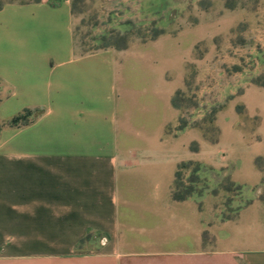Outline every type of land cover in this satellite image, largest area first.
Wrapping results in <instances>:
<instances>
[{
    "label": "crops",
    "instance_id": "0c3cea01",
    "mask_svg": "<svg viewBox=\"0 0 264 264\" xmlns=\"http://www.w3.org/2000/svg\"><path fill=\"white\" fill-rule=\"evenodd\" d=\"M72 3L0 6V119L37 112L0 135V264H264V203L222 221L214 195L170 198L181 162L229 167L234 182L254 187L264 153L242 147L224 120L216 143L199 127L178 131L184 114L172 99L190 58L137 90L129 50L159 36L84 53Z\"/></svg>",
    "mask_w": 264,
    "mask_h": 264
},
{
    "label": "rangeland",
    "instance_id": "374dc122",
    "mask_svg": "<svg viewBox=\"0 0 264 264\" xmlns=\"http://www.w3.org/2000/svg\"><path fill=\"white\" fill-rule=\"evenodd\" d=\"M13 1L32 0H0V5ZM72 5L80 50L93 51L107 43L128 46L159 36L156 42L130 48L132 86L147 87L150 73L175 74L179 61L190 58L184 94L177 98L183 118L199 125L208 143L218 141L217 119L231 122L244 139L242 147L264 153V0H73ZM146 55H153L151 62ZM4 125L0 119V135ZM225 145L227 151L230 140ZM256 164L264 170V156L257 157ZM244 186L240 197L234 189L218 190L213 201L224 208V215H232L226 204L234 208L250 198L264 203V177L254 187Z\"/></svg>",
    "mask_w": 264,
    "mask_h": 264
},
{
    "label": "trees",
    "instance_id": "16d2710c",
    "mask_svg": "<svg viewBox=\"0 0 264 264\" xmlns=\"http://www.w3.org/2000/svg\"><path fill=\"white\" fill-rule=\"evenodd\" d=\"M39 1L40 0H32L26 2H39ZM159 34H161V32H159L157 35ZM104 40L105 38L102 37L101 41ZM108 47L125 49L127 45L122 47H116L114 46L113 43H107L102 46H99L93 51L105 49ZM93 51H83V52L88 53ZM261 86H264V84H262ZM183 94H184L183 91H177L172 99L173 106L181 110L184 107L179 103H177V98ZM214 111L216 112L217 110L214 109ZM36 114L37 112L33 113V111L29 109H24L20 114L14 116L9 121H5V125L3 128L26 125L29 123V118ZM188 125L199 127V125L197 124L192 125L191 123H188V121H186L183 117H181L179 119L177 130L178 131L183 130ZM216 142L217 140L212 143H216ZM190 149L192 151H197L198 144L196 142H193L190 145ZM185 172H187V174H185ZM216 178L219 179L216 181ZM219 189H222L226 193L231 192L234 189L238 194L237 197H240L243 196L245 186L234 182L225 168H215L201 161H184L179 163L176 168L174 181L170 189V198L174 201L194 199L198 203H201L202 199L208 194L216 196ZM252 201L253 198H250L246 203L236 205L234 208L230 204H226L225 205L226 209H228V211H231L232 215L231 216L224 215L225 213L224 208H222L220 215L221 220L226 221L236 218L238 212L242 208L249 205ZM92 237L93 234L88 233L82 240H80L78 247L83 246L85 243H90L92 241Z\"/></svg>",
    "mask_w": 264,
    "mask_h": 264
}]
</instances>
